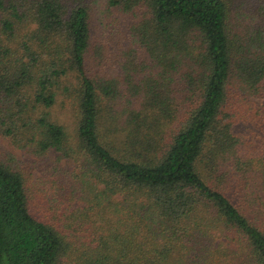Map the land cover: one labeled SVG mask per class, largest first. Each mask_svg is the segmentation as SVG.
<instances>
[{"label":"trees","instance_id":"obj_1","mask_svg":"<svg viewBox=\"0 0 264 264\" xmlns=\"http://www.w3.org/2000/svg\"><path fill=\"white\" fill-rule=\"evenodd\" d=\"M263 121L264 0H0V133L78 163L0 157V264H264Z\"/></svg>","mask_w":264,"mask_h":264},{"label":"rangeland","instance_id":"obj_2","mask_svg":"<svg viewBox=\"0 0 264 264\" xmlns=\"http://www.w3.org/2000/svg\"><path fill=\"white\" fill-rule=\"evenodd\" d=\"M96 4H100L96 2ZM98 6V5H97ZM95 8V7H94ZM114 13L100 11L95 8L91 16V29L92 35L100 33L102 28L113 27L116 25ZM59 96L57 101L49 107V114L52 119L65 125L68 132L73 133L76 121V103L73 99L61 100ZM251 101L247 104V109L242 107V115L233 123V131L238 134L251 133L252 130H259L254 126L253 122V109L263 102L261 97H250ZM264 125V121H263ZM264 128V127H263ZM264 130V129H263ZM263 153V150H262ZM0 157L18 164L25 172L31 175V180H37L38 177L53 179L58 175L61 177L63 174L71 176L72 171L78 172L76 161L72 159L59 158L56 152L49 151L46 154H36L27 147H20L10 142V140L0 133Z\"/></svg>","mask_w":264,"mask_h":264}]
</instances>
